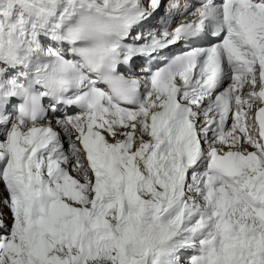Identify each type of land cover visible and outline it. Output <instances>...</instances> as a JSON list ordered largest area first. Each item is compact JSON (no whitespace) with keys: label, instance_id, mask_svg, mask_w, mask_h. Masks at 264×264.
Here are the masks:
<instances>
[{"label":"snow or ice","instance_id":"6c2138e0","mask_svg":"<svg viewBox=\"0 0 264 264\" xmlns=\"http://www.w3.org/2000/svg\"><path fill=\"white\" fill-rule=\"evenodd\" d=\"M0 184V264H264V0H0Z\"/></svg>","mask_w":264,"mask_h":264},{"label":"rangeland","instance_id":"374dc122","mask_svg":"<svg viewBox=\"0 0 264 264\" xmlns=\"http://www.w3.org/2000/svg\"><path fill=\"white\" fill-rule=\"evenodd\" d=\"M4 195H6V194L3 191V185L0 184V197H3ZM0 208H3L4 214L6 215L5 219L8 220L9 214H8L7 208H5L2 204H0Z\"/></svg>","mask_w":264,"mask_h":264},{"label":"bare ground","instance_id":"6f19581e","mask_svg":"<svg viewBox=\"0 0 264 264\" xmlns=\"http://www.w3.org/2000/svg\"><path fill=\"white\" fill-rule=\"evenodd\" d=\"M6 194V193H5ZM6 216V215H5Z\"/></svg>","mask_w":264,"mask_h":264}]
</instances>
